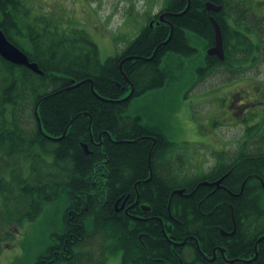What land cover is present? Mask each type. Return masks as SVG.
I'll use <instances>...</instances> for the list:
<instances>
[{
	"label": "trees",
	"instance_id": "trees-1",
	"mask_svg": "<svg viewBox=\"0 0 264 264\" xmlns=\"http://www.w3.org/2000/svg\"><path fill=\"white\" fill-rule=\"evenodd\" d=\"M207 1L222 11L208 12ZM253 5L251 0H165L159 13H167L164 22L150 27L159 14L153 16L120 52L101 61L84 29H59L46 17L30 16L25 0H0L1 29L42 72L30 79L19 73L15 84L0 89V225L11 230L10 224L33 220L45 205L62 197L67 201L63 233L35 264H106L117 256L120 264H179L178 259L225 264L220 249L228 259L254 256L264 235V186L257 180L264 184V151L246 148L254 138L241 143L230 164L216 155L208 172L187 176L177 146L140 116L126 115L133 100L172 83L171 57L202 53L197 82L219 68L236 79L264 63V16ZM210 17L222 33L224 61L206 54L214 43ZM157 47L154 59L144 60ZM2 67L11 64L3 61ZM85 80L103 100L89 83L71 88ZM254 145L264 146V140ZM227 172L216 191L197 187ZM176 190L193 194L172 195ZM124 201H138L128 211L136 218L116 212ZM171 241L185 244L171 247ZM57 250L63 254L55 256ZM214 254L211 262L203 257ZM250 264H264V239Z\"/></svg>",
	"mask_w": 264,
	"mask_h": 264
},
{
	"label": "rangeland",
	"instance_id": "rangeland-1",
	"mask_svg": "<svg viewBox=\"0 0 264 264\" xmlns=\"http://www.w3.org/2000/svg\"><path fill=\"white\" fill-rule=\"evenodd\" d=\"M164 1L25 0V5L30 16L46 17L59 29H84L105 61L162 10ZM251 2L255 13L264 16V0ZM201 54L195 58L171 57L167 66L173 73L172 83L133 100L126 114L140 116L144 125L157 128L177 146L176 153L186 160L187 176L208 172L216 163L215 154L236 151L245 131L243 140H264V63L236 79L219 68L197 82L196 70L203 65ZM242 103L246 105L244 112H240L243 105L237 106ZM66 207L62 197L45 205L37 217L23 221L16 230L0 225V264H35L63 233ZM119 261V256L112 257L107 264Z\"/></svg>",
	"mask_w": 264,
	"mask_h": 264
},
{
	"label": "water",
	"instance_id": "water-1",
	"mask_svg": "<svg viewBox=\"0 0 264 264\" xmlns=\"http://www.w3.org/2000/svg\"><path fill=\"white\" fill-rule=\"evenodd\" d=\"M188 8H189V1H188V5H187L186 9L181 14L185 13L188 10ZM205 9L207 11H209V12L218 14V13L221 12L222 7L221 6H217L214 3H212V2H207L205 4ZM164 15H166V14L160 15L159 21H162V22L164 21V19H163ZM210 22H211L213 30H214V44H213V46L211 48H209L207 50L206 54L208 56H210V57L214 56V57L218 58L220 61H224V59H225L224 44H223V38H222V33H221V30H220V27H219V25L217 24V22L215 21V19L213 17H210ZM150 27H152V22L150 24ZM172 31H173V29L171 28V32H170L169 38L163 44H166L170 40V38L172 36ZM163 44H161V45H163ZM157 49L158 48L155 49L153 55L150 58L145 59V60H147V61L152 60L155 57V55H156ZM0 56H1V58L3 60H5L7 62H10V63H12L14 65H17V66L25 67V68L31 70L33 73H35L37 75H42V72L39 70L37 64L34 63V62H30L29 58L27 57V55L23 51L18 49L16 46L11 44L6 39V37L4 36L2 31H0ZM127 59H130V58H126L124 60H127ZM84 83H89L90 84V89H91V92L93 93V95L95 97H98V98L102 99L101 97H99L94 92L91 80H85V81L78 82V83L74 84L71 88H76V87H78V86H80V85H82ZM131 94H132V90H131L130 94L125 99L130 98ZM36 110H37V106L35 107L34 114H35V117H36L37 121L39 122ZM39 129L41 130V127H39ZM64 134L62 135L61 138H59L57 140L62 139L64 137ZM82 148H83V150H84L86 155H89L91 153L89 151V149H88V146L86 144H82ZM223 179H224V177L219 179L218 181L212 182V183L203 182V183H200L199 186L216 187V190H217L220 187V183L223 181ZM174 194L179 195V196H184L183 195V190L174 191L172 195H174ZM187 196H191V194L186 195V197ZM123 208H124V203L121 205V207L117 211H121ZM141 208L144 211H149V208H147V207L142 206ZM126 213H127V211H126ZM222 234L224 236L228 235L227 233H224V232H222ZM232 234H233V232L231 234H229V235H232ZM263 239H264V236L259 238L258 242H260ZM221 253H223V251H221ZM255 257H256V255H255ZM232 262L233 261H231L230 263H232Z\"/></svg>",
	"mask_w": 264,
	"mask_h": 264
},
{
	"label": "flooded vegetation",
	"instance_id": "flooded-vegetation-1",
	"mask_svg": "<svg viewBox=\"0 0 264 264\" xmlns=\"http://www.w3.org/2000/svg\"><path fill=\"white\" fill-rule=\"evenodd\" d=\"M0 22H1V15H0ZM0 31H2L3 32V30L1 29V26H0ZM3 34H4V36L6 37V39L11 43V41L7 38V36L5 35V33L3 32ZM12 44V43H11ZM3 59L1 58V56H0V89L3 87V86H5L7 83H10L11 84V86L13 85V84H15L16 83V81H17V76H18V74L20 73V75H22V73L23 72H25V74H26V76H27V78H29L30 79V75H31V73H33L31 70H29V69H27V68H25V67H18V66H16V65H14V64H12V63H9V62H7V61H5V60H3L4 62H5V64L7 63H9V64H11V68H3L2 66H3V61H2ZM18 67V68H17ZM256 91L257 92H259V94H261V90L259 89V88H257L256 89ZM234 100V99H233ZM243 105V108H240L241 110H240V112H244L243 110H244V107L246 106L245 104H239V105H237L238 107H241ZM245 131V130H244ZM245 135H246V131H245V134H244V137L243 138H245ZM264 137V136H263ZM243 138H242V141L240 142V146H239V148L236 150V151H234V152H232V153H227L226 152V150H224L223 152H221L220 154H217V155H221V156H223V159L222 160H224V162L226 161V162H229V160L230 159H232V158H234L235 156H236V153H238L239 152V150L241 149V147H242V142H245V141H247V140H243ZM258 139V137H256V138H254V140H257ZM252 139H250V140H248L249 142L251 141ZM253 140V141H254ZM251 146V147H250ZM250 146H248V147H246L247 149H250V150H253L254 152H256V153H258V154H263V151H264V146L263 145H250ZM214 158H215V160L217 159L216 158V154L214 155ZM262 158H264V156L262 157ZM0 159H1V152H0ZM216 162H217V160H216ZM228 164H230V162L228 163ZM215 165V164H214ZM213 165V166H214ZM212 166V167H213ZM211 167V168H212ZM229 174H230V172H227V173H225L223 176H221V178L222 177H224V179L226 178V177H228L229 176ZM220 179V178H219ZM218 179V180H219ZM223 179V180H224ZM257 180L261 183V185L262 186H264V184H263V182L260 180V178H258L257 177ZM222 183V182H221ZM215 188V187H214ZM223 189V188H222ZM126 202V201H125ZM137 203H138V201H136L134 204H129V205H127V204H125L124 205V209L123 210H121V211H116V212H124L125 214H128V216L129 217H132V218H136V217H133L134 215H132V216H130L129 215V213H128V211L131 209V208H133L134 206H136L137 205ZM121 207V206H120ZM116 209H119L118 207H116L115 208V210ZM126 211H127V213H126ZM0 212H1V203H0ZM139 217H137V219H140V220H146V219H144V216H140V215H138ZM1 224V223H0ZM10 229H14V228H16L17 226L16 225H14V224H10ZM155 227V226H154ZM225 233V232H224ZM232 233V232H231ZM231 233H227L228 235L227 236H231V235H229V234H231ZM234 234V233H233ZM223 235V234H222ZM224 236V235H223ZM227 236H224V237H227ZM184 242H172L171 241V247H183L184 246ZM256 246H258V242L256 241V243H255V246H254V256L253 257H251V258H235V259H228L227 258V254H226V252L223 250V253H221V251H220V253H221V258H222V260H223V262H225V264H235V261H237L239 264H250V263H252L253 261H255L256 259H257V252H256V250H257V247ZM184 253H185V251H183ZM61 254H63V253H61L59 250H57L56 252H55V256L56 255H61ZM188 254V253H187ZM255 255H256V257H255ZM204 258H206V260L207 261H213L214 259H216V256H215V254L213 255V257L212 258H207L206 256H203ZM178 259V258H177ZM148 261H151V262H153V263H160L161 262V260L160 259H148ZM178 261H179V264H182V260L181 259H178ZM231 261H233L232 263H230ZM162 263V262H161ZM107 264V263H106ZM119 264H120V261H119Z\"/></svg>",
	"mask_w": 264,
	"mask_h": 264
}]
</instances>
